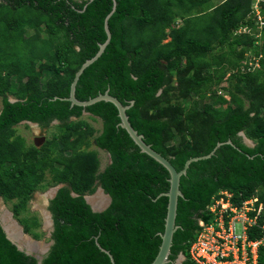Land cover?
<instances>
[{
  "label": "trees",
  "instance_id": "16d2710c",
  "mask_svg": "<svg viewBox=\"0 0 264 264\" xmlns=\"http://www.w3.org/2000/svg\"><path fill=\"white\" fill-rule=\"evenodd\" d=\"M116 1L111 40L81 74L77 98L109 89L124 104L134 99L130 122L178 170L189 158L232 140L193 161L181 177L179 228L169 255L173 263L167 264L181 253L185 258L177 264H197L190 245L222 190L232 193L235 204L258 198L263 212L248 234L262 238L264 58L260 67L243 69L248 52L264 55V26L258 27L253 0ZM113 5L114 0H0V197L26 203L37 190L62 185L49 200L54 242L42 264H112L97 241L116 264H151L162 242L169 171L119 126L114 103L83 107L63 99L78 69L106 41L105 19ZM171 91L177 92L169 111L162 105L170 102ZM187 99L191 103L184 105ZM85 112L102 121L98 134ZM54 121L58 132L42 145L27 143L19 133L23 122L48 128ZM97 148L111 158L102 170ZM99 186L111 203L95 211L85 196ZM19 219L25 232L41 237ZM258 263L264 264V244ZM0 264H39L7 237L1 220Z\"/></svg>",
  "mask_w": 264,
  "mask_h": 264
},
{
  "label": "built area",
  "instance_id": "2783aa9c",
  "mask_svg": "<svg viewBox=\"0 0 264 264\" xmlns=\"http://www.w3.org/2000/svg\"><path fill=\"white\" fill-rule=\"evenodd\" d=\"M264 0H253L252 11L257 19L258 27L264 26V16L261 12ZM240 31H248L243 27ZM257 36L259 33H255ZM248 55V54H247ZM251 55L245 61L244 70L260 67L259 56ZM232 193L222 190L208 205L210 219L200 220V228L189 249L190 258L197 264H259V248L264 244L262 238L250 239L248 231L258 225V219L263 212V204L257 206L258 198L252 197L241 204L231 200ZM264 230V222L259 225Z\"/></svg>",
  "mask_w": 264,
  "mask_h": 264
},
{
  "label": "water",
  "instance_id": "95a60500",
  "mask_svg": "<svg viewBox=\"0 0 264 264\" xmlns=\"http://www.w3.org/2000/svg\"><path fill=\"white\" fill-rule=\"evenodd\" d=\"M116 8H117V1L114 0L113 9L107 15V17L105 19V31L107 33L106 41L103 42V43H100L99 44V50L95 54V56H93L90 59H87L81 65V67L78 69V71L76 72L75 77H74V79H73V81L71 83L70 94L67 97H63V99H67V100L71 101V105H79V106H83V107H87V106L92 105V104H94L96 102H99V101H108V102L114 103L116 105V107L118 108V115H119V117L121 119L120 122H119V126L125 128L127 130L129 135L132 137L134 142L140 147L142 152H145L148 155H150L151 157H153L155 160H157L159 163H161L164 167H166V169L169 171V174H170V178H169L170 187H169V190L167 192L163 193V194L167 195L168 198H169L168 206H167V215H166V218H165V229L161 233L162 242L160 244L159 251H158L155 259L152 261L151 264L173 263L172 260L170 259L169 255H170V252H171V247L173 245L174 234H175L176 230L179 228V225L176 222L179 197H183L184 196V194H183V192H182V190L180 188L181 177L184 174L187 173L188 168L190 167V164L193 161H197V160H200V159H205V158H208V157L212 156L219 146H221L225 142H228V143L232 144V140L229 139V140H227L225 142L220 141V142L217 143L215 148L210 153L204 154V155H199V156H194V157L189 158L186 161L184 167L181 170H178L174 166V164L170 161L169 158H167L162 153H160L159 151L154 149L151 144L147 143L144 140V135L139 133L138 130H136L134 128V126L132 125V123L130 122L129 116L127 114V110L132 105H134V103H135L134 99L130 100L127 104H124L118 97H116L113 94H111L109 89L106 90L104 93H100L97 96L91 97V98H89L87 100H80V99L77 98V96H76V86H77V83H78V80H79L81 74L83 73V71L85 70L86 67H88L96 59H98V57L101 56V54L104 52L106 46L108 45V43L111 40L112 32H111L110 27H109V18L114 13ZM11 100L14 101L15 99H11ZM85 113H88V112H85ZM29 124H36V123L29 122ZM240 134L243 135L244 134L243 131H241ZM244 138H246V137L244 136ZM245 141H247V140L245 139ZM247 143L252 145V146L254 145V142L251 141V140H250V142H247ZM61 186L62 185H57L55 188L52 189V191L50 192V193L53 194L52 196H54V194L57 192V190ZM100 189L104 191V189L101 186H100ZM74 194H76V193H74ZM107 195H108L109 201L111 203V196H109V194H107ZM90 197H91L90 195H86L85 196L86 200L89 203H90V200H91ZM106 207L102 208L99 205H96V204L93 205L92 204V208L95 211H102ZM0 220H1V218H0ZM51 222H52V220H51ZM1 224H2V227H3L7 237L14 244L17 245L19 250L25 251L27 254L35 255L39 259V264H42V260H43L44 256L38 253V250L41 247L39 246L40 245L39 241L36 238L32 237L28 233H25L24 228L21 229L19 227V225H17L19 227L18 230H14V231H19L20 232L19 235L16 237V236H14V233L13 234L11 233V232H13V230H10L8 225L3 224L2 220H1ZM53 242L54 241L52 240V243ZM52 243L50 245H48V247L46 249H43V251L44 252L49 251L50 246L52 245ZM97 245L102 251H104L105 253H107L109 255L111 263L112 264H116L114 255L111 253V251L106 249V248H104L98 241H97ZM184 258H185V255L183 253H181L179 255V257L177 258V260L174 261V264H177V263L181 262Z\"/></svg>",
  "mask_w": 264,
  "mask_h": 264
},
{
  "label": "rangeland",
  "instance_id": "374dc122",
  "mask_svg": "<svg viewBox=\"0 0 264 264\" xmlns=\"http://www.w3.org/2000/svg\"><path fill=\"white\" fill-rule=\"evenodd\" d=\"M218 2V0H217ZM256 35V34H255ZM248 54H250L248 52ZM174 65L171 67V69H174ZM175 70V69H174ZM176 73V72H175ZM48 79V75L45 77V80ZM178 84L175 82V85ZM177 92V91H176ZM175 91H171L170 97V102H164L163 107L171 109L174 107L173 103L176 102L174 93ZM220 93H224L225 91L223 89H219ZM228 97V96H227ZM229 98V97H228ZM11 99H15L13 96H11ZM167 99V100H168ZM189 99H187L184 103V105L190 104ZM203 103V102H202ZM86 117L87 121L96 129V134L99 133L100 129L102 128V121L100 119H93L89 116V114H84ZM26 122H23L18 125L19 128V133L23 135L26 139L27 143H35L38 145H42L47 138H49L54 132H58V128L56 127V123L54 122L52 126L42 129L39 125L37 124H29V127L25 125ZM243 137L245 136L247 141L250 142L253 141V139L249 138L246 133L243 131ZM21 142V141H20ZM95 148V146H94ZM98 155L100 158V169H104L105 166H107L108 163L111 162L110 154L104 150L97 148ZM50 177V176H49ZM56 186H48L47 188L44 189H39L37 190L33 196L26 201V203H20L19 204V199H12V200H5L4 198L0 197V218L3 222V224L8 225V227L11 228V230H18L20 227L21 229L24 228L23 223H21L20 219H26L29 224L31 230L41 233V237L37 239L39 241V246L44 249L48 247L52 243V240L50 239L51 236V218H50V211L48 210V204H49V199L52 197V191L53 188ZM100 187L97 188V190L92 193V194H87L90 195V203L91 205L96 204L99 205L100 207H106L109 203V198L108 195L105 193V191L99 189ZM101 203V204H100ZM20 205L19 207V218L15 215L14 213V208ZM19 225V227L17 226ZM25 231V228H24ZM28 233V232H25ZM32 237V233H28ZM35 238V237H34Z\"/></svg>",
  "mask_w": 264,
  "mask_h": 264
},
{
  "label": "flooded vegetation",
  "instance_id": "af4514ba",
  "mask_svg": "<svg viewBox=\"0 0 264 264\" xmlns=\"http://www.w3.org/2000/svg\"><path fill=\"white\" fill-rule=\"evenodd\" d=\"M54 122H55V121H54ZM54 122H53V123H54ZM36 124L39 125L38 123H36ZM39 126H40V125H39ZM40 127H41V126H40ZM41 128H42V127H41ZM46 128H47V127H43L42 129H46ZM37 145H38V144H37ZM52 197H53V196H52ZM50 198H51V197H50ZM49 200H50V199H49ZM49 200H48V201H49ZM50 214H51V212H50ZM50 218H51V220H52V222H51V224H50V227H52V230H51L50 233H51V235H52V231H53V229H54V221H53L52 214L50 215ZM52 223H53V224H52ZM50 247H51V246H50ZM42 251H43L42 248H39L38 253L41 254V255H43V256L48 252V251H46V252H44V251L42 252ZM36 254H37V253H36Z\"/></svg>",
  "mask_w": 264,
  "mask_h": 264
},
{
  "label": "bare ground",
  "instance_id": "6f19581e",
  "mask_svg": "<svg viewBox=\"0 0 264 264\" xmlns=\"http://www.w3.org/2000/svg\"><path fill=\"white\" fill-rule=\"evenodd\" d=\"M100 204H101V203H100ZM9 228H10V227H9ZM10 230H11V228H10ZM11 233H12V234L14 233V236L17 237V236L19 235L20 232H19V231H14V230H13V232H11ZM43 249H44V248H43Z\"/></svg>",
  "mask_w": 264,
  "mask_h": 264
},
{
  "label": "crops",
  "instance_id": "0c3cea01",
  "mask_svg": "<svg viewBox=\"0 0 264 264\" xmlns=\"http://www.w3.org/2000/svg\"><path fill=\"white\" fill-rule=\"evenodd\" d=\"M99 187H100V186H99ZM99 189H100V188H99ZM105 193H106V192H105ZM106 194H107V193H106ZM109 203H110V201H109ZM109 203H108V204H109Z\"/></svg>",
  "mask_w": 264,
  "mask_h": 264
}]
</instances>
